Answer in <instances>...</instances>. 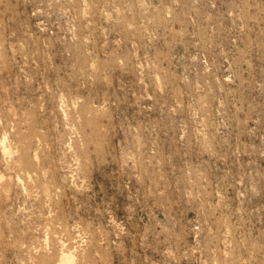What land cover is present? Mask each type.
Returning <instances> with one entry per match:
<instances>
[{
	"label": "rangeland",
	"instance_id": "374dc122",
	"mask_svg": "<svg viewBox=\"0 0 264 264\" xmlns=\"http://www.w3.org/2000/svg\"><path fill=\"white\" fill-rule=\"evenodd\" d=\"M0 264H264V0H0Z\"/></svg>",
	"mask_w": 264,
	"mask_h": 264
},
{
	"label": "bare ground",
	"instance_id": "6f19581e",
	"mask_svg": "<svg viewBox=\"0 0 264 264\" xmlns=\"http://www.w3.org/2000/svg\"><path fill=\"white\" fill-rule=\"evenodd\" d=\"M65 259V258H64ZM61 262H62V260H61Z\"/></svg>",
	"mask_w": 264,
	"mask_h": 264
}]
</instances>
